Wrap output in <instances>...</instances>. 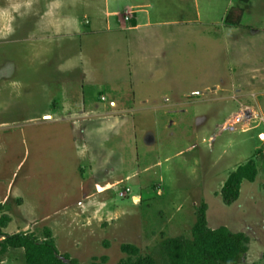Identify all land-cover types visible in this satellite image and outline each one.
<instances>
[{
  "label": "rangeland",
  "instance_id": "rangeland-1",
  "mask_svg": "<svg viewBox=\"0 0 264 264\" xmlns=\"http://www.w3.org/2000/svg\"><path fill=\"white\" fill-rule=\"evenodd\" d=\"M250 159L255 180L225 204ZM263 185L264 0H0L4 234L49 229L80 264H118L127 243L161 263L163 240L190 236L205 203L209 228L247 235L240 264H260ZM0 264H26L24 250Z\"/></svg>",
  "mask_w": 264,
  "mask_h": 264
},
{
  "label": "trees",
  "instance_id": "trees-1",
  "mask_svg": "<svg viewBox=\"0 0 264 264\" xmlns=\"http://www.w3.org/2000/svg\"><path fill=\"white\" fill-rule=\"evenodd\" d=\"M243 15L244 8L234 6L225 18V22L228 26L237 27ZM257 174L255 159L239 165L228 175L220 190L223 202L227 205L234 203L240 196L242 182L244 180L253 182ZM206 209L205 203L197 208L196 221L191 228L190 236H177L163 240L158 252L161 263H158L150 254L142 255L137 246L127 243L121 245L122 251L127 255L118 264H240L248 250L247 235L243 232H233L226 226L209 228ZM9 221V216H0L1 255H4L8 249L22 248L26 264H80L77 260L71 259L68 254L61 256L57 254L55 241L49 229H45L43 240H40L33 232L6 235L2 228ZM105 260L106 257L103 256L100 262L93 261L92 264H103ZM260 264H264V260Z\"/></svg>",
  "mask_w": 264,
  "mask_h": 264
},
{
  "label": "crops",
  "instance_id": "crops-1",
  "mask_svg": "<svg viewBox=\"0 0 264 264\" xmlns=\"http://www.w3.org/2000/svg\"><path fill=\"white\" fill-rule=\"evenodd\" d=\"M138 26H133V27H135V28H139V29H142L144 26L143 25H141V24H137ZM132 27H129V29H131ZM134 29V28H133ZM136 41V40H135ZM120 44V45H119ZM118 45L120 46V47H122V49H123V51L126 53L127 52V54H128V52H131V51H133V48H134V45H133V43H131V42H121V43H119ZM116 45V44H115ZM142 44H140L139 46H141ZM139 49V48H138ZM123 52V53H124ZM127 54H126V56H127ZM124 56V60H123V64L125 63L126 64V62H132V57H130V56ZM128 57H130V59L128 58ZM135 58H136V60H135ZM134 60L136 61V63L137 62H139L138 63V65L136 66V63H135V61H133V64H134V68L131 70L132 71V74H131V77H133V78H136L137 80L135 81L136 83L137 82H139V78L140 77H142L143 76V74H142V68H143V66H144V62H146V60H145V58H144V56H140V58L139 57H134ZM143 62V63H142ZM146 66V65H145ZM125 70H127V73L129 72V66H128V64H126V66H125ZM144 76H145V74H144ZM149 96V95H148ZM142 100H144V101H142V102H145V103H148V102H150V99H148V97H147V95L142 99ZM165 100L167 101L168 100V98H165ZM94 103V105L96 104V102H93ZM139 103V102H138Z\"/></svg>",
  "mask_w": 264,
  "mask_h": 264
},
{
  "label": "clouds",
  "instance_id": "clouds-1",
  "mask_svg": "<svg viewBox=\"0 0 264 264\" xmlns=\"http://www.w3.org/2000/svg\"><path fill=\"white\" fill-rule=\"evenodd\" d=\"M14 7L18 10L20 5L17 4V5H14ZM102 100H104L103 97H102Z\"/></svg>",
  "mask_w": 264,
  "mask_h": 264
}]
</instances>
